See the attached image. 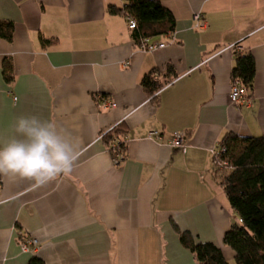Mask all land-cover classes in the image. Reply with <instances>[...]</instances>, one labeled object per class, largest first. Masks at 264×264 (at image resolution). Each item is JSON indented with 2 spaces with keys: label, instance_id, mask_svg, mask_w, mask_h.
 <instances>
[{
  "label": "crops",
  "instance_id": "crops-1",
  "mask_svg": "<svg viewBox=\"0 0 264 264\" xmlns=\"http://www.w3.org/2000/svg\"><path fill=\"white\" fill-rule=\"evenodd\" d=\"M160 1L176 30L146 51L127 19L109 14L120 0H0V21L15 26L12 41L0 37V147L18 117L35 115L81 153L45 186L0 174V264H198L173 223L237 264L223 240L241 219L215 155L227 134L264 137V0ZM245 52L256 62L252 104L235 106L232 74ZM152 73L168 82L154 96L142 85ZM122 123L126 159L116 166L103 137ZM178 133L184 148L172 146ZM30 239L36 251L24 252Z\"/></svg>",
  "mask_w": 264,
  "mask_h": 264
},
{
  "label": "trees",
  "instance_id": "trees-1",
  "mask_svg": "<svg viewBox=\"0 0 264 264\" xmlns=\"http://www.w3.org/2000/svg\"><path fill=\"white\" fill-rule=\"evenodd\" d=\"M124 6L110 5L111 15H122L129 22L134 20L137 28L133 36L137 43L144 39H154L173 34L177 21L171 10L160 0H120ZM15 26L12 22L0 21V37L12 41ZM44 46L52 45V40L42 39ZM3 75L7 83L14 82V68L6 59ZM233 83L240 81L253 92L256 77V62L250 52L238 54L233 70ZM168 82L154 78L153 73L147 75L142 85L148 95L154 96ZM129 130L122 123L104 135L103 141L112 155L127 151ZM123 139L116 147L114 141ZM216 162L219 166L216 174L220 185L224 188L232 209L241 219L234 223L224 236V244L236 255L237 264H264V137H241L227 134L216 151ZM174 231L179 235L182 245L190 250L198 264H230L223 251L216 244L202 243L189 231L182 230L173 223ZM29 264H46L38 256H34Z\"/></svg>",
  "mask_w": 264,
  "mask_h": 264
},
{
  "label": "clouds",
  "instance_id": "clouds-1",
  "mask_svg": "<svg viewBox=\"0 0 264 264\" xmlns=\"http://www.w3.org/2000/svg\"><path fill=\"white\" fill-rule=\"evenodd\" d=\"M14 132L16 135L0 147V174L41 187L73 171L80 145L54 123L35 115L20 116Z\"/></svg>",
  "mask_w": 264,
  "mask_h": 264
},
{
  "label": "built area",
  "instance_id": "built-area-1",
  "mask_svg": "<svg viewBox=\"0 0 264 264\" xmlns=\"http://www.w3.org/2000/svg\"><path fill=\"white\" fill-rule=\"evenodd\" d=\"M194 20L197 26L202 29L205 28L206 24L203 20V17L200 14H196L194 16ZM129 28L131 30H135L137 28V23L134 20H130L128 22ZM141 46L146 51H155L157 49L165 48L166 45L164 43H150L149 39H144L141 41ZM230 100L235 106L247 105L250 106L252 104V97H250L248 90L245 86L240 82L236 81L233 83L231 92H230ZM105 108H116V104L113 102L105 101L103 103ZM152 136L158 135L157 133H152ZM122 142V139H117L114 141L112 147H116L118 144ZM172 146L176 148H184L185 147V135L183 133H178L174 136L172 141ZM126 156L124 153H117L113 155L114 165L119 166L124 162ZM38 246V241L34 239L26 240L22 245V250L24 252H35Z\"/></svg>",
  "mask_w": 264,
  "mask_h": 264
}]
</instances>
